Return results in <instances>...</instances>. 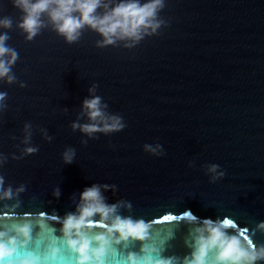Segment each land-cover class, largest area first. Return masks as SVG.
Returning <instances> with one entry per match:
<instances>
[{
  "label": "water",
  "instance_id": "obj_1",
  "mask_svg": "<svg viewBox=\"0 0 264 264\" xmlns=\"http://www.w3.org/2000/svg\"><path fill=\"white\" fill-rule=\"evenodd\" d=\"M164 3L158 34L126 48L98 47L99 35L87 28L71 44L51 26L27 40L16 26L19 10L0 0V18L13 20L0 34L7 32L5 45L19 57L11 66L15 82L0 80L7 93L0 110V244L11 250L0 264H80L85 239V264H96L98 249L102 264H131L129 257L186 264L196 237L207 235L205 220L244 247L250 240L264 246L256 227L264 222V0ZM92 83L108 111L123 117L122 131L89 138L71 129ZM26 122L30 145L22 142ZM145 144H160L164 155ZM26 146L38 151L25 155ZM69 146L76 155L68 164L62 153ZM211 163L225 172L215 183L204 167ZM92 184L109 185L101 193L117 208L66 236V215ZM9 187L11 198L3 195ZM117 216L142 221V235L122 237L111 228ZM214 256L215 249L208 252L207 264Z\"/></svg>",
  "mask_w": 264,
  "mask_h": 264
},
{
  "label": "clouds",
  "instance_id": "obj_2",
  "mask_svg": "<svg viewBox=\"0 0 264 264\" xmlns=\"http://www.w3.org/2000/svg\"><path fill=\"white\" fill-rule=\"evenodd\" d=\"M12 6L19 10L20 16L16 26L25 34V39L32 40L41 29L51 26V29L63 36L69 44L78 42L85 28L94 31L100 37L96 41L98 47L107 45L123 44L126 48L134 47L146 36L158 34V30L165 21L160 18L159 13L165 7L164 0H11ZM13 20L9 16L0 18V28L9 29ZM9 39L7 32L0 34V80L13 83L16 80L12 74L11 66L17 61L18 53L5 45ZM25 86V85H21ZM98 85L92 83L87 89L88 96L83 98L77 117L70 123L73 131L79 130L89 138H97L95 134H110L122 131L126 124L123 117L108 111V105L101 96L96 95ZM7 93L0 92V110L7 107L5 100ZM67 111V109H63ZM83 120L84 122H81ZM31 123L24 124L23 143L30 145ZM45 139L51 141L52 137L47 135L46 130H41ZM87 140H81L86 145ZM145 151L155 156L164 155L160 144H145ZM38 151L37 146H26L23 149L25 155L34 154ZM76 150L67 147L62 153L65 163H72L75 159ZM6 158L0 156V163ZM194 166L193 161L188 162ZM206 173H210L209 181L215 183L225 176L220 165L211 163L204 166ZM3 186V177H0V188ZM107 189L109 185L92 184L85 186L79 193V203L76 211L68 213L64 220L63 229L66 236H71L73 231L79 233L82 226L90 223L89 219L94 214H99L101 220L113 213L117 205H108L101 193V188ZM21 186L18 191H23ZM5 197L11 198L12 189L9 187L3 192ZM54 196H59V189L53 191ZM131 207V205H128ZM256 227L264 231V222L257 223ZM111 228L118 231L122 237L142 235L145 225L142 221H133L130 218L117 216ZM207 235L196 237L192 258L186 259V264H207L206 256L209 251L215 249V264H256L264 260V246L257 248L250 242L244 247L241 241L233 235H229L213 221L205 220L203 224ZM201 230L198 228L197 232ZM98 239H103L98 237ZM67 243L76 246L78 241L68 239ZM88 241H79L78 251L81 254L80 264H85L91 258L86 254ZM11 250L0 244V258L8 256ZM57 259L55 255L48 257ZM174 258L163 259L159 264H173ZM131 264H137L135 257H129ZM96 264H102L101 252L98 249Z\"/></svg>",
  "mask_w": 264,
  "mask_h": 264
},
{
  "label": "snow or ice",
  "instance_id": "obj_3",
  "mask_svg": "<svg viewBox=\"0 0 264 264\" xmlns=\"http://www.w3.org/2000/svg\"><path fill=\"white\" fill-rule=\"evenodd\" d=\"M187 211H189L190 212V210H187ZM171 220H173V216H165L164 217V221H171ZM159 222V221H158ZM225 224H227V222H225ZM245 239H247V237H244ZM247 242H250L252 245H254L253 244V242L250 240V241H247Z\"/></svg>",
  "mask_w": 264,
  "mask_h": 264
}]
</instances>
